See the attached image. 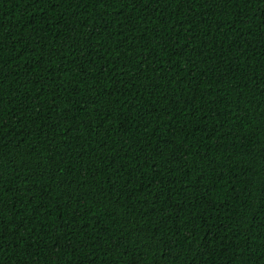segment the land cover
<instances>
[{"label":"trees","instance_id":"trees-1","mask_svg":"<svg viewBox=\"0 0 264 264\" xmlns=\"http://www.w3.org/2000/svg\"><path fill=\"white\" fill-rule=\"evenodd\" d=\"M0 264H264V0H0Z\"/></svg>","mask_w":264,"mask_h":264}]
</instances>
